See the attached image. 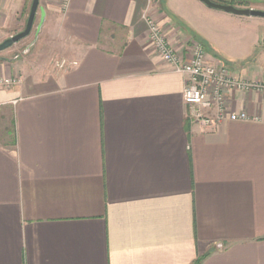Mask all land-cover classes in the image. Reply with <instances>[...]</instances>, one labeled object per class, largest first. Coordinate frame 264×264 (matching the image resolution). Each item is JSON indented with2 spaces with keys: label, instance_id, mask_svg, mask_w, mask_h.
<instances>
[{
  "label": "crops",
  "instance_id": "1",
  "mask_svg": "<svg viewBox=\"0 0 264 264\" xmlns=\"http://www.w3.org/2000/svg\"><path fill=\"white\" fill-rule=\"evenodd\" d=\"M31 4L0 0V43ZM40 7L42 55L0 53V77L21 78L0 87V264H264V93L226 94L257 120L193 123L186 78L151 50L144 15L182 61L198 42L255 84L264 17L200 0Z\"/></svg>",
  "mask_w": 264,
  "mask_h": 264
},
{
  "label": "built area",
  "instance_id": "2",
  "mask_svg": "<svg viewBox=\"0 0 264 264\" xmlns=\"http://www.w3.org/2000/svg\"><path fill=\"white\" fill-rule=\"evenodd\" d=\"M156 1V0H150ZM149 30V44L151 50L159 55L167 64L173 66L174 71L186 78L183 91L184 103L189 109L188 117L193 123H200L205 127H217L225 120L234 121L257 120L247 112L229 111L226 106V94L233 89L256 90L264 93V83H250L241 80L227 67L212 63L205 48L195 42L192 57L182 61L175 48L171 45L165 29L155 19L144 15ZM68 63H58L59 68H65ZM20 77H0V87L11 88L18 85Z\"/></svg>",
  "mask_w": 264,
  "mask_h": 264
},
{
  "label": "water",
  "instance_id": "3",
  "mask_svg": "<svg viewBox=\"0 0 264 264\" xmlns=\"http://www.w3.org/2000/svg\"><path fill=\"white\" fill-rule=\"evenodd\" d=\"M200 1L205 3L209 8L222 10V11L232 13L235 15L264 17V10H261V9H256L252 7H238V6L231 5V4H223V3L216 2L213 0H200ZM39 9L41 10V20H40V23L36 27L35 39L26 46L25 52L27 53L28 51L31 50V48L36 44L37 39L39 38V34L42 29V25H43L44 18H45V10L43 7H40V0H32L30 13H29L25 28L22 31L16 33L15 35L10 36L9 38L1 42L0 52L12 47L14 44L28 37L32 33L34 25H35V19H36Z\"/></svg>",
  "mask_w": 264,
  "mask_h": 264
},
{
  "label": "rangeland",
  "instance_id": "4",
  "mask_svg": "<svg viewBox=\"0 0 264 264\" xmlns=\"http://www.w3.org/2000/svg\"><path fill=\"white\" fill-rule=\"evenodd\" d=\"M65 3H63V5H64ZM37 19H38V17H37ZM36 19V22H35V26L37 25V22H38V20ZM35 26H34V28H33V31H32V33L28 36V37H26V38H24V39H22L21 41H19L18 43H16V44H14L12 47H10L8 50H5L4 52H2V53H8L7 55H8V57H13V56H15V58L17 57V54L16 53H20V54H22V55H29L31 52H33V54L32 55H39V56H41L42 55V50L43 49H45L46 47V45L44 44L45 42H42L41 43V40L40 41H38L37 42V44H35L33 47H32V49H31V51L29 52H25V50H26V45L27 44H30V42H32L34 39H35ZM38 40V39H37ZM40 43L41 44H43L42 46H39L40 45ZM45 45V46H44ZM23 49H24V51H23ZM35 51H37V52H35ZM1 53V52H0ZM34 53H37V54H34ZM41 54V55H40ZM55 63V62H54Z\"/></svg>",
  "mask_w": 264,
  "mask_h": 264
},
{
  "label": "trees",
  "instance_id": "5",
  "mask_svg": "<svg viewBox=\"0 0 264 264\" xmlns=\"http://www.w3.org/2000/svg\"><path fill=\"white\" fill-rule=\"evenodd\" d=\"M213 1H216V2H220V3H223V4H231V5H244V6H248V2L246 0H213ZM201 260L202 259H198L195 264H200L201 263Z\"/></svg>",
  "mask_w": 264,
  "mask_h": 264
}]
</instances>
